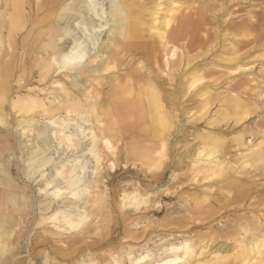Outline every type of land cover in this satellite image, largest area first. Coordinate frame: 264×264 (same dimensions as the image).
Instances as JSON below:
<instances>
[{
	"label": "rangeland",
	"instance_id": "obj_1",
	"mask_svg": "<svg viewBox=\"0 0 264 264\" xmlns=\"http://www.w3.org/2000/svg\"><path fill=\"white\" fill-rule=\"evenodd\" d=\"M144 3L148 7L143 11L145 31L156 41L153 47L158 54L156 62H147L161 79L163 93L175 98L173 138L166 135L165 141L152 145L146 137L134 138L133 129L121 127L109 142L100 141L101 181L93 195L99 194L103 201L100 209L89 208L96 212L92 221L96 224L85 234L63 232L50 221L39 224V204L46 202V197L36 191L37 182L19 178L22 185L31 187L36 211L21 229H10L11 236L0 249V264H149L159 255L164 259L184 255L185 250L170 248L185 242L195 248L189 264H212L214 253L219 252L225 264H239L235 256L242 238L255 230L264 232V0ZM94 17L100 19V15ZM185 18L192 21L188 33L174 36L173 30ZM164 19L173 23L166 31L171 42L162 48L155 33L162 29ZM96 30L101 32L99 27ZM91 33L85 31L86 36ZM26 56L22 38L15 39L6 56L12 88L5 111L0 108V145L5 138L12 145L6 144L0 151L13 166H24L26 158L12 154L16 138L29 139L25 123H20L25 115L24 101L11 104L26 94L18 93L17 88L28 83L37 86L34 89L56 87L51 84L55 75L67 72L57 71L50 81L36 82V71L34 81L27 82L33 69H28L32 60ZM112 73L103 72L102 77L109 80L106 76ZM57 79L68 80L64 76ZM101 102L106 105L105 97ZM98 119L102 121L101 114ZM215 139H220L219 147L213 144ZM58 148H62V157L81 155L62 145ZM87 167L86 175L93 178V159ZM135 193L147 196V206L122 208L123 195ZM17 231L21 232L18 238ZM205 244L208 247L200 253ZM144 255L149 257L139 260ZM262 256L257 264H264V253ZM181 263L184 259L176 264Z\"/></svg>",
	"mask_w": 264,
	"mask_h": 264
},
{
	"label": "bare ground",
	"instance_id": "obj_2",
	"mask_svg": "<svg viewBox=\"0 0 264 264\" xmlns=\"http://www.w3.org/2000/svg\"><path fill=\"white\" fill-rule=\"evenodd\" d=\"M143 11H148L144 0H0L1 110L5 111L12 88L11 64L6 56L12 52L15 39L22 38L26 59L32 60L28 69H33V74L28 76L27 82L34 81L36 71L39 72L36 82L49 80L57 71H67L55 75L51 84H57L56 87L48 85L34 89L37 86L32 87L29 83L20 85L16 91L26 93L25 96L11 102L24 101L22 109L26 116L20 119V123H25V136L29 139L25 140L24 135V138L18 137L14 141L15 148H11L18 159L26 157L23 167L5 162L6 154L0 151V249L10 238V229H21L24 220L35 210L31 187L25 182L22 185L25 181L22 177L37 182L36 191L46 197V202L39 204V224L50 221L63 232L85 234L96 224L92 222L97 217L94 209H100L103 201L99 194L93 195L94 188H98L101 181L98 175L102 161L100 141L109 142L113 134H119L121 127L129 131L133 129L134 138L146 137L152 145L165 141L166 135L173 138L172 104L175 98L163 93V83L148 63V60L156 62L158 54L153 47L156 41L150 40L146 34ZM98 15L102 20L95 19L94 16ZM171 21L164 19L162 29L155 33L162 48L171 42L166 37ZM191 23V19L185 18L173 30V35L188 33ZM97 27L101 29L100 33ZM86 30L92 33L86 36ZM111 71L113 73L106 76L109 80L105 81L102 73ZM59 76L68 80L58 81ZM102 97H105L106 105L101 104ZM99 114L102 121L98 119ZM141 123L143 125L137 127ZM54 139L58 142L54 143ZM7 140L4 139L0 148L12 146L6 143ZM219 140L213 142L217 147L221 144ZM58 145L72 152H81V155L62 157V148ZM92 159L96 173L93 178L86 175ZM148 201L147 196L138 193L125 194L121 207L145 206ZM20 234L17 231V238ZM206 247L207 244L200 253ZM238 247L236 254H239L234 255L237 259L239 257L243 264H257L259 258L263 259L264 232L255 230L250 236L246 234ZM170 249L185 252L166 259L159 255L149 264H176L180 259H184L183 264H189L195 253L193 244L187 242ZM219 253H214L216 260L214 258L212 264H225ZM148 257L144 255L138 259L143 261Z\"/></svg>",
	"mask_w": 264,
	"mask_h": 264
}]
</instances>
